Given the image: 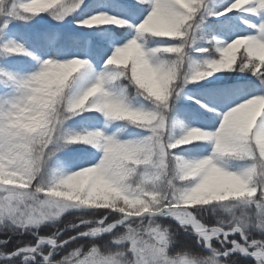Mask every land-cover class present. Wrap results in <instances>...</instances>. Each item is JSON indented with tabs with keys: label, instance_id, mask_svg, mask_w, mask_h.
Listing matches in <instances>:
<instances>
[{
	"label": "snow or ice",
	"instance_id": "6c2138e0",
	"mask_svg": "<svg viewBox=\"0 0 264 264\" xmlns=\"http://www.w3.org/2000/svg\"><path fill=\"white\" fill-rule=\"evenodd\" d=\"M0 236V264H264V0H0Z\"/></svg>",
	"mask_w": 264,
	"mask_h": 264
},
{
	"label": "trees",
	"instance_id": "16d2710c",
	"mask_svg": "<svg viewBox=\"0 0 264 264\" xmlns=\"http://www.w3.org/2000/svg\"><path fill=\"white\" fill-rule=\"evenodd\" d=\"M68 219H71V217H68ZM0 238H3L2 236H0Z\"/></svg>",
	"mask_w": 264,
	"mask_h": 264
}]
</instances>
